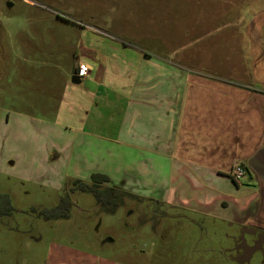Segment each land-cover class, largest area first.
I'll return each mask as SVG.
<instances>
[{
    "label": "rangeland",
    "instance_id": "1",
    "mask_svg": "<svg viewBox=\"0 0 264 264\" xmlns=\"http://www.w3.org/2000/svg\"><path fill=\"white\" fill-rule=\"evenodd\" d=\"M260 11L264 0H0V195L12 207L0 216V264H49L57 246L121 264H264V235L219 219L224 210L209 217L164 207L147 180L114 171L102 147L95 154L80 111L68 108L87 43L235 63L244 24ZM97 168L126 193L110 211L90 193H70ZM65 195L68 219L31 211Z\"/></svg>",
    "mask_w": 264,
    "mask_h": 264
},
{
    "label": "crops",
    "instance_id": "2",
    "mask_svg": "<svg viewBox=\"0 0 264 264\" xmlns=\"http://www.w3.org/2000/svg\"><path fill=\"white\" fill-rule=\"evenodd\" d=\"M263 33L260 11L244 24L235 63L173 61L89 42L79 63L88 76L71 82L80 91L68 108L80 111V132L95 154L102 147L114 171L147 180L164 207L209 217L224 210L216 218L264 235ZM235 163L245 170L238 180L228 176ZM92 174L110 179L102 169ZM49 264L121 263L57 246Z\"/></svg>",
    "mask_w": 264,
    "mask_h": 264
},
{
    "label": "trees",
    "instance_id": "3",
    "mask_svg": "<svg viewBox=\"0 0 264 264\" xmlns=\"http://www.w3.org/2000/svg\"><path fill=\"white\" fill-rule=\"evenodd\" d=\"M74 78V77H73ZM75 79V78H74ZM108 178L102 174H92L90 176V184H85L80 180H73L70 186V193L81 192L90 193L96 203L103 207L105 211H110L108 206H115L117 198L125 196V193L107 186ZM72 204L69 202L67 195L60 197L55 207L50 209H41L36 212L44 220L68 219L69 209ZM108 208V209H107ZM12 212L9 196L7 194L0 195V216H9Z\"/></svg>",
    "mask_w": 264,
    "mask_h": 264
},
{
    "label": "built area",
    "instance_id": "4",
    "mask_svg": "<svg viewBox=\"0 0 264 264\" xmlns=\"http://www.w3.org/2000/svg\"><path fill=\"white\" fill-rule=\"evenodd\" d=\"M76 78L79 80H82L88 76V69L86 65L84 64H77L76 67ZM245 175V170L244 168L238 164L235 163L231 169L228 171V176L231 177L233 180H238L242 178Z\"/></svg>",
    "mask_w": 264,
    "mask_h": 264
},
{
    "label": "water",
    "instance_id": "5",
    "mask_svg": "<svg viewBox=\"0 0 264 264\" xmlns=\"http://www.w3.org/2000/svg\"><path fill=\"white\" fill-rule=\"evenodd\" d=\"M74 78H75V76H74ZM74 78L71 79V82L75 83L76 81L77 82L80 81L78 78L77 79L76 78L74 79ZM51 159H55V156H53Z\"/></svg>",
    "mask_w": 264,
    "mask_h": 264
}]
</instances>
